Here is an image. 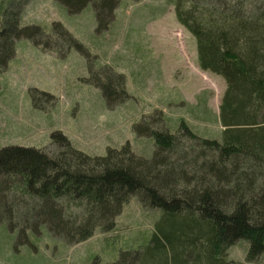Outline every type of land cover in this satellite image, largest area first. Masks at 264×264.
<instances>
[{
  "label": "trees",
  "instance_id": "obj_1",
  "mask_svg": "<svg viewBox=\"0 0 264 264\" xmlns=\"http://www.w3.org/2000/svg\"><path fill=\"white\" fill-rule=\"evenodd\" d=\"M30 1L0 0V70L9 66L20 39L48 42L41 25L22 24ZM58 1L71 14L91 6L97 30L105 31L124 0ZM172 3L196 39L200 67L227 82L221 138L202 137L184 120L173 132L155 126L151 115L134 124L137 136L154 141L151 157L130 143L92 156L62 133H52L46 148L1 147L0 224L22 234L24 244L46 232L73 245L97 229L113 231L136 197L159 215L139 248L122 251L114 264H241L227 258L241 239L249 241L250 260L264 253V0ZM53 26L64 45L88 57L63 24ZM104 75L94 84L105 101L127 100L125 75Z\"/></svg>",
  "mask_w": 264,
  "mask_h": 264
},
{
  "label": "rangeland",
  "instance_id": "obj_2",
  "mask_svg": "<svg viewBox=\"0 0 264 264\" xmlns=\"http://www.w3.org/2000/svg\"><path fill=\"white\" fill-rule=\"evenodd\" d=\"M28 23L42 26L48 46L20 39L9 66L0 70V148H46L52 133H62L92 156L130 143L137 154L151 157L154 141L134 132V124L151 115L155 126L173 132L184 120L202 137L221 138L227 82L200 67L196 39L179 22L172 0H124L105 31L97 30L91 6L71 14L58 0H31L22 10V24ZM55 23L85 45L88 57L61 42ZM104 73L125 75L130 96L123 103L109 105L94 84ZM158 215L133 197L113 231L97 229L73 245L47 232L32 237L35 246L24 244V236L5 222L0 264H114L122 251L139 248ZM249 245L239 240L227 258L264 264V253L248 258Z\"/></svg>",
  "mask_w": 264,
  "mask_h": 264
}]
</instances>
